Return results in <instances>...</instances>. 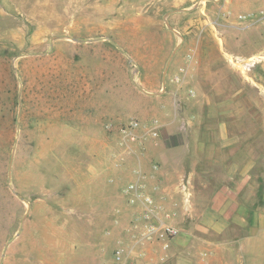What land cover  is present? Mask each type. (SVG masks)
<instances>
[{
	"label": "rangeland",
	"instance_id": "obj_1",
	"mask_svg": "<svg viewBox=\"0 0 264 264\" xmlns=\"http://www.w3.org/2000/svg\"><path fill=\"white\" fill-rule=\"evenodd\" d=\"M240 3L0 0V264H164L212 197L258 203L264 18ZM233 222L214 264H264ZM141 237L158 258H128Z\"/></svg>",
	"mask_w": 264,
	"mask_h": 264
},
{
	"label": "crops",
	"instance_id": "obj_2",
	"mask_svg": "<svg viewBox=\"0 0 264 264\" xmlns=\"http://www.w3.org/2000/svg\"><path fill=\"white\" fill-rule=\"evenodd\" d=\"M230 1L232 2L235 0H224V2ZM240 1L241 3L236 7L239 8V10H243L241 12V17L250 15L254 12L259 19L264 18V0ZM179 198V202L181 201L182 203L180 194ZM227 198H229L231 207L229 208L228 213H225L224 209L223 211L220 209V201L223 202ZM210 201L211 205L207 208L208 211L206 212V218L203 220V224L206 227L202 228L206 231V234L203 236L194 233V231H184L182 234L174 237V239L168 244L170 247L166 252L168 261L164 264H198L199 259L202 262L201 264H214V259L217 256L219 257L218 250L223 249L222 242L217 239L219 235L215 234H220L223 230L229 229V226L235 221L237 215L239 219L233 223L241 225V228L244 229L245 233V235L241 237V255L246 256V254H249L250 245L258 236L262 235L264 237V193L260 196L256 205L253 204L248 207L234 205V198L231 194L226 196L223 193L217 194L215 197H212ZM163 202L168 204V198L165 197ZM236 213L237 215L234 216ZM220 214H222L223 218L219 217ZM215 215H218V217ZM192 221L193 219H191V222ZM223 241L230 242L229 239ZM148 248L149 242L141 237L133 243L128 253V258L135 261L137 256H139V254L136 253L139 251L142 252L143 250L145 251L143 253H146L144 259L150 260L151 258L152 260H155V258H158L160 253L152 252ZM201 258L204 260V263ZM155 263H157V261H155ZM135 264H138V262L136 261Z\"/></svg>",
	"mask_w": 264,
	"mask_h": 264
},
{
	"label": "built area",
	"instance_id": "obj_3",
	"mask_svg": "<svg viewBox=\"0 0 264 264\" xmlns=\"http://www.w3.org/2000/svg\"><path fill=\"white\" fill-rule=\"evenodd\" d=\"M143 202L145 203V204H147V205H149L150 203H151V200L149 199V198H145L144 200H143ZM150 210H147V212H149ZM152 229H154V228H152ZM160 231H162V233L164 234V235H169V236H175L176 234H177V231L176 230H174L173 228H171V227H168V226H165V227H161L160 228ZM116 254H117V259H119V257H120V253L119 252H116Z\"/></svg>",
	"mask_w": 264,
	"mask_h": 264
}]
</instances>
